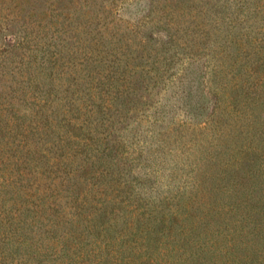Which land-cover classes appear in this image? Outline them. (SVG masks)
Returning <instances> with one entry per match:
<instances>
[{
  "label": "trees",
  "instance_id": "obj_1",
  "mask_svg": "<svg viewBox=\"0 0 264 264\" xmlns=\"http://www.w3.org/2000/svg\"><path fill=\"white\" fill-rule=\"evenodd\" d=\"M99 1L69 0L80 12L58 10L52 25L41 17L37 53L0 68V264H264V0L169 1L158 17L155 0L128 16L135 0H107L83 18ZM154 20L168 33L155 37ZM11 31L0 54L23 47ZM140 31L155 45L136 46ZM196 64L204 120L192 111L204 105L188 82ZM183 98L174 127L249 141L213 142L207 173L182 162L164 176L121 125L146 123L153 137Z\"/></svg>",
  "mask_w": 264,
  "mask_h": 264
},
{
  "label": "rangeland",
  "instance_id": "obj_2",
  "mask_svg": "<svg viewBox=\"0 0 264 264\" xmlns=\"http://www.w3.org/2000/svg\"><path fill=\"white\" fill-rule=\"evenodd\" d=\"M23 0H0V18L2 19L1 25H0V46L1 48L6 47L5 43L7 38H9L12 35V29L17 30L19 34H22L23 42L21 45L23 47L15 48V49H8L6 52L0 54V68L6 69L10 68L11 66L17 65L19 60L24 57L25 59L30 55L31 52L37 53V51L34 49L35 47L39 46L41 41V35L44 34L46 31L43 30L42 26L39 24V20L41 18L42 24H54L53 20L57 18L56 12L58 10L63 9L64 14L66 13V9L75 10V7L73 6L72 2H69V0H63L62 3L57 2L59 8L58 10H54V14H52V6L49 7V4L52 0H40L38 2H30L29 0L26 1V4L22 2ZM151 0H135L132 4V6H129V8L125 9L123 13L125 15H129L131 12H139L144 13V11L148 10L150 6ZM169 1H178V0H155L153 2V5L151 7L156 8L155 11L151 12V17L155 15V17H158V15L164 11V5L167 4ZM103 2H107V0L99 1L93 8L85 9L82 11V16L84 18V12L89 10L93 11L96 7H99V5ZM179 2V1H178ZM180 3V2H179ZM162 7V8H161ZM41 11H46V17L45 14ZM80 10H75V14L79 13ZM159 12V13H158ZM16 13H18L17 18L13 20H9L7 22V16L8 18L13 17ZM146 13V12H145ZM179 18V17H178ZM82 19V18H81ZM155 23V29L154 36H157L158 34H155L158 29L164 30V33H168V29H166V26L161 25L164 22L161 21L160 23H156L155 20L153 21V24ZM159 33H162L160 32ZM29 32H32L29 34ZM142 31H140L138 37L136 38L138 40V43H134L136 46L143 48L145 44H154L153 42H147L145 41L144 37L141 35ZM31 36L32 38H30ZM141 41V44H140ZM72 42H70V45ZM30 46H32L30 48ZM39 58V56H38ZM3 59V60H2ZM36 56L32 58L33 62L35 63ZM189 60H184L185 64ZM182 63H179L178 66H180ZM200 66L202 67V62H198ZM199 64L191 65L189 68L192 70V73L189 77L190 85L192 86V92L194 94V103H204V105L200 108L194 107V104L192 105V111L195 113V117L197 118L198 114L199 118L202 120L206 119L208 116V113L211 109V103L209 101V98L206 97L205 101H201L200 99L204 97V93H201L200 88L198 87V84L202 85L201 79L203 76L200 74L199 70ZM4 65V66H3ZM3 66V67H2ZM187 82V90L189 88ZM203 87V85H202ZM205 90H207V87H205ZM162 94H165L166 96L165 100L168 102L171 100V98H175L174 90L169 89V91H166L165 88H162L161 92L157 94V97L162 96ZM163 96V97H164ZM186 98V97H185ZM183 98V101H179L176 103H173L171 105H168L166 107L167 117L165 121H161L158 125H156V135L151 137L149 136L150 130L147 129V124L143 123V125L138 126L133 121H125L124 124L121 126H124L128 124L127 127L121 128V133L127 137L130 138L129 140H133V146H139L140 143L144 144V155L146 158H150L152 162L153 160H163V164L165 166L164 169H161V174L166 176L169 172L170 173H178L177 175H181V170H178L176 168V164H182V162H192L194 166L198 167L197 169H200L202 173L209 172V166L207 165V157L208 155L206 152L212 146L213 142H224V144L234 145L238 148H241L242 146H245L246 142L249 140L246 139L245 136L242 135H236L237 130H233L232 135H229L222 139V141H217L214 139V136L210 134L208 129H205L204 132H201L199 129H197L194 124L191 122L190 126H183V128L180 127H174V123L172 122L173 119H179L184 116V110L181 108V106H185L187 103V100ZM174 101V99H173ZM175 102V101H174ZM189 102V101H188ZM191 111V113H192ZM255 120H256V137L257 139L255 142H264V134L261 132L259 127H264V125L260 124L261 122H264V110H256L255 112ZM195 119V118H194ZM227 119H222V127L225 126V122H227ZM232 126V125H231ZM234 127V126H233ZM225 128H229V126H226ZM234 129V128H233ZM232 132V129H231ZM143 140V141H142ZM197 142L196 144H194ZM117 144V142H116ZM128 147H130L129 143H127ZM227 151V149H224ZM38 155V154H37ZM224 155V153H222ZM39 156V155H38ZM138 167V166H137ZM141 168V167H140ZM188 168V166H187ZM188 169L185 170V173L183 176H186ZM191 187V185H188ZM161 189H167V186L165 184H161ZM159 192V191H158ZM153 195H155V192H152ZM206 200V198H205Z\"/></svg>",
  "mask_w": 264,
  "mask_h": 264
}]
</instances>
